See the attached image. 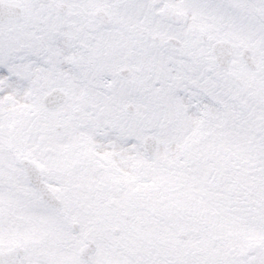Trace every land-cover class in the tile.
<instances>
[{
    "label": "snow or ice",
    "instance_id": "1",
    "mask_svg": "<svg viewBox=\"0 0 264 264\" xmlns=\"http://www.w3.org/2000/svg\"><path fill=\"white\" fill-rule=\"evenodd\" d=\"M0 264H264V0H0Z\"/></svg>",
    "mask_w": 264,
    "mask_h": 264
}]
</instances>
